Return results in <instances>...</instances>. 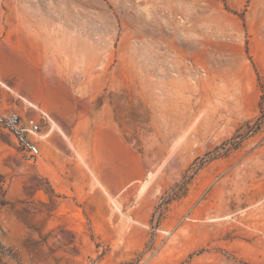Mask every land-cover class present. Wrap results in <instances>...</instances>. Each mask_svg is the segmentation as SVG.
Masks as SVG:
<instances>
[{"label":"rangeland","instance_id":"obj_1","mask_svg":"<svg viewBox=\"0 0 264 264\" xmlns=\"http://www.w3.org/2000/svg\"><path fill=\"white\" fill-rule=\"evenodd\" d=\"M8 110L0 264H264V0H0Z\"/></svg>","mask_w":264,"mask_h":264},{"label":"built area","instance_id":"obj_2","mask_svg":"<svg viewBox=\"0 0 264 264\" xmlns=\"http://www.w3.org/2000/svg\"><path fill=\"white\" fill-rule=\"evenodd\" d=\"M0 127L9 132L15 139L22 153L34 159L40 155V148L34 137L40 133V125L33 119L24 121L14 111H0Z\"/></svg>","mask_w":264,"mask_h":264},{"label":"trees","instance_id":"obj_3","mask_svg":"<svg viewBox=\"0 0 264 264\" xmlns=\"http://www.w3.org/2000/svg\"><path fill=\"white\" fill-rule=\"evenodd\" d=\"M1 248V247H0ZM10 257H12V256H10Z\"/></svg>","mask_w":264,"mask_h":264}]
</instances>
